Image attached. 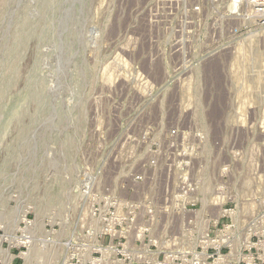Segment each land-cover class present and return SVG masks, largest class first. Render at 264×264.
I'll return each mask as SVG.
<instances>
[{
    "label": "rangeland",
    "instance_id": "rangeland-1",
    "mask_svg": "<svg viewBox=\"0 0 264 264\" xmlns=\"http://www.w3.org/2000/svg\"><path fill=\"white\" fill-rule=\"evenodd\" d=\"M231 1L0 0V264H264V16Z\"/></svg>",
    "mask_w": 264,
    "mask_h": 264
},
{
    "label": "built area",
    "instance_id": "built-area-1",
    "mask_svg": "<svg viewBox=\"0 0 264 264\" xmlns=\"http://www.w3.org/2000/svg\"><path fill=\"white\" fill-rule=\"evenodd\" d=\"M233 2H234L233 5L238 6L239 8L242 9L241 12H242L244 18L245 17L246 18L252 17L253 14L260 16V17L264 16V0H234ZM233 2L231 1V4ZM243 38L244 39L241 40L240 45H244L251 40V39H249V38H251L250 36L249 37L244 36ZM248 39H249V41H248ZM246 41H248V42H246ZM9 255H11L10 252H9ZM12 257H14L12 259V262L14 263L17 256L14 255Z\"/></svg>",
    "mask_w": 264,
    "mask_h": 264
},
{
    "label": "bare ground",
    "instance_id": "bare-ground-1",
    "mask_svg": "<svg viewBox=\"0 0 264 264\" xmlns=\"http://www.w3.org/2000/svg\"><path fill=\"white\" fill-rule=\"evenodd\" d=\"M124 63H125V62H124ZM212 66H213V65H212ZM213 70H214V69H213ZM217 70H218V69H217ZM210 71L212 72V70H210ZM214 71H215V70H214ZM216 73H217V72H216ZM218 75H219V74H218ZM220 76H221V75H220ZM220 76H219V77H220ZM221 84H222V83H221Z\"/></svg>",
    "mask_w": 264,
    "mask_h": 264
}]
</instances>
